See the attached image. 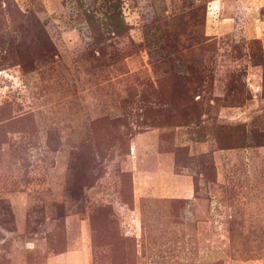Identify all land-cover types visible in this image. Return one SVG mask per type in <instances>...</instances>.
Wrapping results in <instances>:
<instances>
[{"label":"rangeland","instance_id":"obj_1","mask_svg":"<svg viewBox=\"0 0 264 264\" xmlns=\"http://www.w3.org/2000/svg\"><path fill=\"white\" fill-rule=\"evenodd\" d=\"M0 264H264V0H0Z\"/></svg>","mask_w":264,"mask_h":264}]
</instances>
